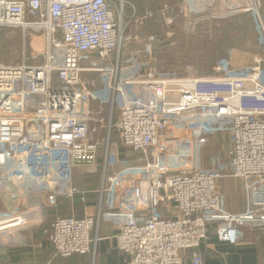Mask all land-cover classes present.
I'll use <instances>...</instances> for the list:
<instances>
[{"label":"built area","instance_id":"1","mask_svg":"<svg viewBox=\"0 0 264 264\" xmlns=\"http://www.w3.org/2000/svg\"><path fill=\"white\" fill-rule=\"evenodd\" d=\"M227 12L254 23L259 44L250 65L224 64L210 77L124 80L119 63L131 28L139 32L153 13L126 0H0V30L19 29L25 40L21 63H0V199L9 204L0 209V233L28 225L41 210L34 197L50 207L73 200L74 176L97 174L101 152L98 217L52 223L62 258L91 253L97 220L118 227L129 264H185L187 253L203 264L199 249L211 232L235 245L243 229L264 227L263 0H185L181 14ZM156 41L150 36L145 50ZM88 73L105 74V85L90 89ZM114 111L134 162L112 151ZM217 139L226 157L207 169ZM221 182L238 186L242 211L229 207Z\"/></svg>","mask_w":264,"mask_h":264},{"label":"rangeland","instance_id":"2","mask_svg":"<svg viewBox=\"0 0 264 264\" xmlns=\"http://www.w3.org/2000/svg\"><path fill=\"white\" fill-rule=\"evenodd\" d=\"M184 1L179 5L178 10L175 8L176 5H172L171 0H162L156 4L164 8L165 17L161 13L162 18H172L174 20L173 26L166 24L167 28L164 33L168 34L169 37L167 36L162 41L163 43L176 39L171 46H161V40L159 41L156 38L157 42L154 43L153 51L149 52L145 50V45L148 44L147 39L150 36H155L152 31L156 32V24L150 26L146 24L142 29H139V32L134 31V27L131 28L134 40L128 44L125 52L121 55L119 63L120 78L124 80L137 77L144 78L164 72L176 73L182 75V77L215 76L221 73L220 67L224 64H228L230 68L234 67L230 60L233 52H236L237 55L240 52L241 56H250L258 49L259 43L256 42L255 33L252 32L253 25L246 24V21L238 22V24L231 22L238 17L250 18L246 14L233 16L232 13L227 12L221 18H214L210 13H204L194 16L189 15L190 18H185L181 14ZM126 2L142 11L140 0H126ZM150 12L153 13L154 11L150 10ZM153 14L154 18L151 21L157 20L156 14ZM132 34L130 30L128 36L132 37ZM31 43H34V41L29 39L26 46L33 50ZM24 44L25 40L21 30L1 29L0 63H21L25 51ZM131 51L133 52L131 53ZM85 75L84 79L90 84V89L93 90L100 84L101 86L105 85V74L102 76L92 75L91 73ZM137 89L138 87L130 88L131 91ZM114 116L118 118L117 111H114ZM114 126L115 124L112 129H115ZM217 140L212 141L210 145V156L207 161L208 164L205 165L207 169L212 168V158L225 160L226 151L223 150L222 152V143ZM223 145L228 149V144ZM129 165H132V163H129ZM117 168L114 170L116 171Z\"/></svg>","mask_w":264,"mask_h":264},{"label":"crops","instance_id":"3","mask_svg":"<svg viewBox=\"0 0 264 264\" xmlns=\"http://www.w3.org/2000/svg\"><path fill=\"white\" fill-rule=\"evenodd\" d=\"M255 39L257 42L256 34ZM256 55L257 51L250 56L233 52L230 60L234 67L240 68L250 65ZM92 177L77 173L73 183L79 194L71 201L60 200L56 207H50L44 197H34L33 201H39L41 210L30 213L28 225L0 233V264H129V256L117 248L118 227L100 220H97L92 232V251L88 255L62 258L50 241L52 223L57 218L98 217L101 178L95 182ZM221 194L232 211L244 209L245 200L235 183L221 182ZM8 206V202L1 197L0 209L5 210ZM199 250L204 258L203 264H264V227L243 229L235 245L220 242L211 232ZM185 264H192L190 253L186 254Z\"/></svg>","mask_w":264,"mask_h":264},{"label":"trees","instance_id":"4","mask_svg":"<svg viewBox=\"0 0 264 264\" xmlns=\"http://www.w3.org/2000/svg\"><path fill=\"white\" fill-rule=\"evenodd\" d=\"M159 1H162V0H140L141 4H142V12L143 14L147 13V12H150V10L154 11L153 13L156 14L157 16V20L155 21H151V20H148L147 21V24L150 25H154L156 24V32L155 31H152V33H155V36L156 38H158V40L160 41L161 40V43L162 41L169 35L164 33V30L166 31V23L164 21V18H162L161 16V11L164 9L162 8L163 6H157L156 4L159 2ZM163 1H166V0H163ZM183 2V0H171V3L172 5H176L175 6H172V7H175L176 10H178L179 8V5H181ZM126 12L127 14H130L131 13V8L130 6H126ZM178 12V11H177ZM180 13V11H179ZM234 21H231L232 23H235V24H238V22H242V21H246V24L250 25L252 24L253 25V31H254V23L252 21L251 18H247V17H238L236 19H233ZM173 26V25H172ZM176 28V27H175ZM150 33V32H149ZM155 36H152V37H155ZM176 39H171V41L169 42H163L161 44V46H171V44H174V41ZM157 42V41H156ZM125 52V50L123 51V53ZM133 51H131L132 53ZM136 52V51H134ZM123 59H125V57H123ZM172 74H175L179 77H182V75H178L176 73H158L156 75V77H160V76H164V77H167L169 75H172ZM115 117V120L113 121V124L116 123L117 121V116H114ZM115 128V127H114ZM118 130L115 128V129H112V135H111V143L113 145V152L114 154H116L120 160V162H123V161H129V162H134L136 159H137V156L133 155L131 150L128 149L123 141H122V138L120 136V133L117 132ZM103 161H104V158H103V154L102 152L99 154V158H98V169H99V172L97 174H94L93 177H92V180L95 181V182H98V179L99 178H102V168H103Z\"/></svg>","mask_w":264,"mask_h":264}]
</instances>
